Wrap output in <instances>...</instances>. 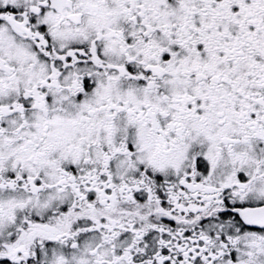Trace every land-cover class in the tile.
<instances>
[{
    "label": "snow or ice",
    "instance_id": "6c2138e0",
    "mask_svg": "<svg viewBox=\"0 0 264 264\" xmlns=\"http://www.w3.org/2000/svg\"><path fill=\"white\" fill-rule=\"evenodd\" d=\"M0 264H264V0H0Z\"/></svg>",
    "mask_w": 264,
    "mask_h": 264
}]
</instances>
